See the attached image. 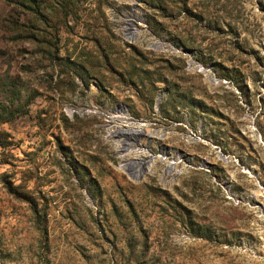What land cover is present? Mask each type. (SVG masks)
Here are the masks:
<instances>
[{
	"label": "rangeland",
	"instance_id": "obj_1",
	"mask_svg": "<svg viewBox=\"0 0 264 264\" xmlns=\"http://www.w3.org/2000/svg\"><path fill=\"white\" fill-rule=\"evenodd\" d=\"M0 131V264H264V0H0Z\"/></svg>",
	"mask_w": 264,
	"mask_h": 264
},
{
	"label": "bare ground",
	"instance_id": "obj_2",
	"mask_svg": "<svg viewBox=\"0 0 264 264\" xmlns=\"http://www.w3.org/2000/svg\"><path fill=\"white\" fill-rule=\"evenodd\" d=\"M140 131L141 130L139 128H135L134 130H132V128L131 129H127V130H123V128L117 130V133L119 135H121L122 137H124L123 138L122 149H126L127 147H129L131 145L132 146L136 145L138 143L137 140H135V142H132V141H130L131 139L129 140L127 138V136L128 135L131 136V134H132L133 135L132 137L134 138L135 137L134 133L135 132L138 133ZM142 162H143V160L137 157L136 160L134 159L133 161L129 162L128 166H129L130 169H132L133 172H137L138 169L140 168V166H141L140 164H142Z\"/></svg>",
	"mask_w": 264,
	"mask_h": 264
},
{
	"label": "trees",
	"instance_id": "obj_3",
	"mask_svg": "<svg viewBox=\"0 0 264 264\" xmlns=\"http://www.w3.org/2000/svg\"><path fill=\"white\" fill-rule=\"evenodd\" d=\"M0 133H1V131H0ZM10 185V184H9ZM11 186V185H10ZM8 187V189L13 193V194H15L16 196H18V197H21V198H24V199H27L26 197H25V195L23 194V192L22 191H20V190H18V189H16V187Z\"/></svg>",
	"mask_w": 264,
	"mask_h": 264
}]
</instances>
